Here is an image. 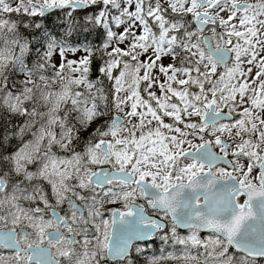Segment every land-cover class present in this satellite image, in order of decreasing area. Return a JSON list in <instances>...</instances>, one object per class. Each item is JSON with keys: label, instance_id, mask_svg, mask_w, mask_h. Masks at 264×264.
I'll list each match as a JSON object with an SVG mask.
<instances>
[{"label": "snow or ice", "instance_id": "1", "mask_svg": "<svg viewBox=\"0 0 264 264\" xmlns=\"http://www.w3.org/2000/svg\"><path fill=\"white\" fill-rule=\"evenodd\" d=\"M0 264H264V0H0Z\"/></svg>", "mask_w": 264, "mask_h": 264}]
</instances>
